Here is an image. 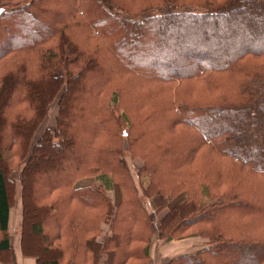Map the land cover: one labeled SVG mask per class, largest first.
<instances>
[{"label": "rangeland", "instance_id": "1", "mask_svg": "<svg viewBox=\"0 0 264 264\" xmlns=\"http://www.w3.org/2000/svg\"><path fill=\"white\" fill-rule=\"evenodd\" d=\"M28 1L30 4L35 3L27 8L25 13L28 15L22 18V14H19L13 18L14 13L10 14L9 11L20 9L24 5L23 2ZM230 1L109 0L111 9L99 0H0V95L6 92V84L4 82L2 85L1 77L8 71L15 73L19 67L20 72L25 70L31 77L27 78L29 83L44 81L49 76L58 79L54 91L42 101L41 111L32 98L29 100L27 87L19 89L22 83H19L20 86L13 90L10 96L8 95L5 108L1 111L0 135L3 139L0 144V160L8 169V187L12 196L7 233L10 241L8 261L36 263V258L25 255L21 250L20 173L30 163L34 148L44 131H55L57 141L63 143L65 148L52 149L41 154L40 160L44 163L50 156L56 157V161L50 163V166L45 164L46 167L41 170L46 171L44 174H40L42 172L35 174V191L37 189L38 193L43 192L45 186L50 183L65 178L70 163L74 164L72 169L83 163L86 157L82 155L95 150L94 140H99V144L105 145L107 140L113 142L108 136L116 134L115 136L118 135L120 138L119 154L123 159V165L116 163L113 167L108 162L114 171L111 167H105V170L102 167L93 173L90 170L85 171L84 168L79 171L72 170V189L104 196L106 205L99 201L100 206L86 207L74 197L70 198L69 204L54 202V207L63 214L70 213L67 209H73V213L81 214L82 219L90 213L103 216L100 234L97 235L101 242L111 230L117 229V225L112 223L116 222L114 220L117 213L123 211L124 207L120 205V200L124 202L125 198L134 195L140 198L147 212L149 231H146L147 237L142 243L147 247L149 261L163 263L172 261V264H177L175 261L178 257L181 261L195 255L200 259L198 264H252L250 261L261 255L262 262L258 263L264 264V207H261L264 205V175H259L250 170L249 166L242 165L239 162L241 157L225 155L223 151L228 150L225 136L213 135L212 138L205 136L195 127L179 120L196 118L195 114L188 113L190 105L194 108L201 107L200 110L204 111L220 107L222 103L229 104L228 106L238 105L245 97L240 90L243 80L246 81L243 78L250 76L244 73L238 76L230 73L215 74L216 71L203 72L200 68L194 75L188 74L185 78L175 79L170 74L186 60L183 57L174 58L172 52L174 48L171 50L162 45L165 41L162 43L156 40L157 31L152 29L159 26L161 19H150L153 15L161 14L167 4L175 7L176 12L189 9L203 13L207 12L205 9L210 6H221ZM255 1L236 0V9L245 10L258 23L257 28L249 29V35L240 32L243 39L254 44L259 39H264V0ZM232 12L234 10L226 13L231 15ZM224 14L218 13L213 18L217 26L213 24L215 22L210 21L211 19L200 26L181 25L182 18L178 17L172 30L165 34V39L179 44L187 37L185 45L194 46L196 50H200V47L206 51L208 47L214 48L209 54L210 57L216 54L225 57L230 53L231 45L220 44L222 37L227 34L226 32H233L234 35L238 33L232 23L233 19L219 18ZM238 35L234 39H237ZM210 39H213L212 42ZM34 41H37L36 44L40 48L38 51L31 50ZM263 43L260 46H264ZM157 46L161 47L159 52L155 51ZM152 50L154 51L151 52ZM46 52L56 53L58 56L61 54L65 61H62L61 57L47 61ZM89 53L96 55L97 64H92L89 69L82 72L80 66L85 60L82 55ZM258 53L260 54L244 55L245 57L237 59L236 68L246 66L248 73L256 72L264 76V49ZM196 54L194 49L190 48V52L185 53L184 57L187 59ZM200 56L204 57L202 53ZM20 65H24L25 68ZM88 70L91 71L87 74ZM154 71L158 73L155 74ZM70 74H77L74 77L77 79L83 76L79 87L86 93L89 87L93 89L90 94L83 96L86 97L84 102L80 94H74L75 101L74 103L71 101L74 109L84 111L86 121L79 124L90 122L79 134V137L85 134L82 137V144L79 140L70 142L68 135H65L66 122L63 118L58 120L59 110L66 104V99H62L63 93L69 97L73 88L68 80ZM41 87L43 86H38L37 89ZM31 120H34L33 124L29 123ZM208 120L215 123L217 118L210 115ZM18 123L25 124L23 131L18 129ZM102 124L106 125L104 129L99 128ZM30 125V129L26 131ZM70 127L67 134L74 132V126ZM95 131L97 133L90 137L91 132ZM170 132L174 137L170 136ZM87 139H90V142L85 145ZM70 145L72 147L68 149ZM163 156H169L170 163L180 162L186 166L177 171L168 170L167 166L166 168L162 166L163 161H166ZM90 159L95 161L100 158L94 154ZM100 160L106 161L107 158L102 156ZM167 164L169 160L165 163ZM150 173L153 179H150ZM115 178L119 182L116 187ZM104 180H111L112 187H106ZM181 182L184 185H180ZM60 183L62 181L57 182ZM152 188L160 190V193L168 198L185 193L188 197V199L185 197L187 202L195 201V207L201 204L202 213L206 212L208 218L213 216L219 219L217 224L220 220L222 222L220 221L218 228L214 223H193L183 232L172 233L166 228L160 231L162 219L168 210L155 208L154 213L150 208H154L148 203L156 192L152 191ZM58 193L62 194L63 199L67 195H72L70 186L64 191L56 190L57 196ZM219 201H227L228 206L233 208L226 210L222 215L221 211L214 210ZM235 205H244L252 209L249 208L248 211L242 207L237 209L234 208ZM170 226L169 224L167 228ZM125 228L128 232V226ZM29 237L33 243V250L38 251L40 247L37 245L38 237L31 235ZM246 237L252 238L253 241L244 244L240 249L241 253H238L242 256H238L236 260L230 253L236 248L228 246V242L234 241V244H239L246 240ZM142 243L140 247L143 249ZM90 247L94 252L93 258L96 257L99 264L106 261L110 253L115 261L124 259L122 252L110 241L108 247L101 249L100 252L94 243H90ZM221 248L224 250L220 251Z\"/></svg>", "mask_w": 264, "mask_h": 264}, {"label": "trees", "instance_id": "2", "mask_svg": "<svg viewBox=\"0 0 264 264\" xmlns=\"http://www.w3.org/2000/svg\"><path fill=\"white\" fill-rule=\"evenodd\" d=\"M103 1L107 4V7H110L109 0H99ZM238 1V0H237ZM255 1V0H254ZM28 2H23L24 5L21 6L20 9L14 10V12H10V14L14 13V17H17L19 14H22V18L28 15L27 8L30 7ZM256 2V1H255ZM258 3V2H257ZM236 0H231L228 4L221 5V6H210V8L205 9L207 12H195L189 9H183L184 11L176 12L174 11L175 7L171 4H167L165 10L159 15L151 16V20H155L160 18L159 26L153 28L152 30L157 31L156 40L159 42L165 41V47L169 48L173 52V57L178 58H185V62L181 64L179 68L173 69L172 75L175 79L179 80L181 78H185L186 75L192 74L199 69H203V72L206 71H216L215 74H225L230 73L234 76H238L241 73L245 75H249L244 77L246 81L243 80L242 85L240 86L241 93L243 96V100L238 105L228 106L229 104L219 105L220 107H213L207 109L208 111L200 110L201 107H193L192 105L188 106L189 114H195L196 118L192 120H185L179 119L180 122L185 123L189 126L195 127L199 132H202L203 135L208 137H214L213 135H223L225 136V141L228 146V150H224V154L230 157H241L239 162L244 166H249L250 170H253L259 175H264V76L261 73H248L246 66H238L236 68L237 59L243 58L250 54L259 55V51L263 50L264 46H260L264 39H259L256 41L257 43H249L245 39H243L240 35V32L243 35H249V29H255L258 27V23L256 19H252V16H249L248 13L242 9H236ZM14 7H12L13 9ZM112 9V7H110ZM231 15L227 13L233 11ZM264 10V8H263ZM225 13L224 16L219 17L220 19H225L224 17H228L233 19L232 23L237 28L238 39H234L237 35H234L233 32H226L227 34L222 37L220 44L222 45H231V51L229 54H226L225 57H221L219 54H216L214 57H210L209 54L212 52L214 48H205L200 47V50H196L194 46H187L186 40L187 37L181 43H175L173 41H167L165 39V34L168 30H172V26H174L175 21L178 17H181L182 24H192L193 26L201 25L203 22L213 21V18L218 13ZM227 12V13H226ZM242 12V13H241ZM244 12V13H243ZM21 16V15H20ZM264 17V11H263ZM184 19V20H183ZM17 20V19H14ZM216 26L218 24L213 23ZM179 25V24H178ZM260 27V26H259ZM204 28V27H203ZM208 28V27H206ZM264 29V27H263ZM21 31V29H20ZM141 34V33H140ZM138 34V36L140 35ZM106 35V34H104ZM106 37H108L106 35ZM141 37V36H139ZM242 41H244L243 43ZM141 39L139 38V41ZM212 42L213 39H210ZM38 41V40H37ZM37 41L33 42V46L31 50L38 51L40 48L36 44ZM198 42V41H196ZM194 44L197 45V43ZM209 42V41H208ZM230 42V43H229ZM199 43V42H198ZM240 43V46L238 44ZM264 44V43H263ZM35 45V46H34ZM193 45V44H192ZM163 46V47H164ZM198 46V45H197ZM201 46V45H200ZM238 46V47H236ZM258 46V47H257ZM155 48V47H154ZM156 52L161 50V47L157 46ZM190 48L194 49V52L197 53L196 55H192L191 57H184V54L190 52ZM236 48V49H235ZM60 50V48H59ZM137 50V49H136ZM152 50L151 52H153ZM197 51V52H196ZM60 52V51H59ZM47 53V61L54 60L58 57H61V60L65 61L64 56L61 54L58 56L56 53ZM200 53L204 55L202 58ZM82 54V53H81ZM245 55V56H244ZM94 53H89L82 55V58H85L84 62L80 66V70L83 72L91 67L92 64H97V58L95 57ZM90 65V66H89ZM22 68H25L24 65H20ZM53 66V65H51ZM89 66V67H88ZM88 67V68H86ZM247 68V69H246ZM20 67L16 69L17 71L14 73L13 71H8L5 75L1 77V83L5 82L6 89L5 93L0 95V118H1V111L5 108V101L8 95L12 94L13 90L17 89L20 86L19 83H22V86L19 89H23V87H27L28 98L31 101V98L34 100V103L38 106L39 110L41 111L42 101L45 97H47L50 92H53L58 82L57 77H48V79H44V81H37L35 83L27 82V78H31L27 75L25 70L20 72ZM160 70V68H157ZM236 70V71H235ZM91 70L86 71L87 74ZM155 74L158 72L154 71ZM214 73V72H213ZM67 74V72H66ZM102 74V73H100ZM99 74V75H100ZM251 74V75H250ZM21 75L20 77H18ZM45 74L43 73L42 76ZM48 76V74H46ZM77 74H70L69 82H71V86H73L72 90L69 93V97H67L66 93H63L62 99H66V104L59 110L58 113V120L62 118L66 122V134L70 142L79 140L80 144H82L83 139L82 135L79 137L80 132L85 130L87 125L90 124H79L84 123L86 121L85 116L83 115L84 111H80V109H74V101L73 96L74 94H80L82 98V102L85 101L83 96H87L90 94L93 89L91 87L88 88L89 91H84L79 87L82 77L79 79L74 78ZM62 77V76H61ZM33 78V77H32ZM79 80V81H78ZM242 81V79H240ZM27 82V84H26ZM38 86H43L40 89H37ZM261 88V89H260ZM257 90V91H256ZM19 91V90H18ZM67 90H65L66 92ZM248 91V92H247ZM258 92V93H257ZM9 95V96H10ZM43 98V99H42ZM9 101V100H8ZM7 101V102H8ZM73 101V103H71ZM77 108V107H76ZM63 109V110H62ZM64 114V116H63ZM96 116L97 113H95ZM216 116L217 120L215 123L210 118ZM34 120H31L29 123L33 124ZM191 121V124H189ZM24 122V121H20ZM39 122V121H38ZM28 123V124H29ZM74 126V132L71 134H67V130L71 128L70 126ZM79 124V125H77ZM18 129L23 131L25 124L18 123ZM17 125L15 126L17 128ZM27 125V124H26ZM106 125H100V129H104ZM175 126V125H174ZM31 125L26 128V131L30 129ZM36 128V127H35ZM0 130L2 131V125L0 120ZM25 131V132H26ZM45 133L42 134V137L38 139V145L34 148V155L30 158V163L26 165L20 173V186H21V207H22V217H21V231H20V244L22 253L27 256H31L36 258V264H87L91 262V264H99L98 259L96 257L93 258L94 252L90 247V243H94L97 245V251L100 252L101 249L108 247V241L113 243L114 247L118 249V251L122 252L123 260L115 261L113 255L110 253L107 256L106 261H101L102 264H147L149 259L147 256V247L143 245V241L146 239V231H149V221L147 220V212L145 207L140 201L139 197H135L132 195L130 198H125L124 202L120 200V205L123 206V211H120L116 215L115 223L113 225H117V231L115 229L111 230L110 234L102 240L97 239V235L100 234V225L102 224L104 217L101 215H94L92 213L86 214L84 219H82V215H76L73 213V209H67L68 214H63V212L57 210L54 207V202L59 201L60 203H68L70 198L74 197L82 202L86 207H96L100 206V202L102 201L104 205H106L107 201L105 200L104 196L100 197L97 194L91 195L88 192L81 193L83 190H74L72 189V170L79 171L80 169L84 168L85 171H91V173L97 171L98 169L102 168L105 170V167H111L113 169L117 164L123 165V159L120 157V144L118 135L108 136L109 139H112L110 142L107 140L105 145H101L98 143L99 140H94V152L82 155L86 157L83 163L77 165L76 168L72 169V164L67 167L68 174L60 181H56V183L48 182L49 185L45 186L43 192L35 191L36 186V177L35 174L42 172L40 174H44V169L47 166L56 161V157L50 156V158L46 161V163L40 160V156L43 152H50L52 149H60L63 148V143H59L57 141V133L55 131H44ZM97 133L91 132V136ZM1 134V133H0ZM170 136L174 137V135ZM2 135H0V144L2 143ZM40 139H42L40 141ZM90 142V139L85 141V145ZM72 147L70 145L68 149ZM65 148V147H64ZM196 152V150H195ZM52 154V153H51ZM96 155L100 159L102 156H106L107 162L102 161L100 159H95V161H91V155ZM173 154V158H174ZM166 161H163L164 168L168 170L177 171L182 168L185 164L180 162H173L170 163L169 156H163ZM1 159V157H0ZM169 160V164L165 165V163ZM110 162L113 167L111 166ZM29 165H31L29 167ZM51 165V164H50ZM49 165V166H50ZM56 165V164H55ZM186 166V165H185ZM256 166V167H255ZM40 169V170H39ZM7 170L2 164L0 160V263H9L7 254L10 251V241L8 238V227H9V217H10V209L12 207V196L11 191L8 187L9 177L7 176ZM39 170V171H38ZM150 179H153V175L150 173ZM114 182L115 187L119 182ZM48 181V179H47ZM57 184V182H61ZM112 181L104 180V184L106 187H112ZM52 184V185H51ZM180 185H184L183 182ZM70 186L71 196H66L64 199L62 198V194L59 196L56 195V190L64 191L68 189ZM161 186V185H160ZM152 191L155 192V196L151 198L149 201L151 206L150 207L154 213H156V209L166 208L168 211L162 219L160 231L164 228L170 229L172 233L175 232H183L191 227L193 223H211L217 225L219 227L220 221H218L213 216L208 218L206 212L201 211V204L198 207H195V201L187 202L186 198L188 199L187 195L184 193L182 195H173L171 198L165 197L160 193V190L156 188H152ZM79 194V195H78ZM186 197V198H185ZM67 200V201H66ZM95 201V204L93 202ZM92 203V205H91ZM66 204V208L67 205ZM82 204V205H83ZM71 205V204H70ZM83 205V206H84ZM240 206V207H239ZM245 208L247 211L250 207L244 205H235L234 208ZM264 207V205H261ZM83 208V207H82ZM233 208V207H232ZM228 206L227 201H219L216 210L217 212L221 211L222 215L226 213V210L232 209ZM64 209V208H63ZM252 209V208H250ZM87 211H92L91 209H86ZM81 215V216H80ZM210 215V214H209ZM259 215V214H258ZM245 217V215H242ZM129 218L131 220H129ZM263 219V218H261ZM264 220V219H263ZM222 222V221H221ZM169 224L171 225L170 228ZM125 226H128V232L125 230ZM141 229V230H140ZM220 231V229H219ZM29 232V234H28ZM38 237L37 245H40L38 251L33 250L32 246L33 243L30 240V237ZM230 238L234 236H229ZM235 238V237H234ZM246 240L243 242H239V244H234V241L228 242V246H234L236 249L230 251L232 257H236L237 260L238 256H242L241 250L244 244H249V241L252 238L246 237ZM142 243L143 249L140 247ZM234 244V245H233ZM36 245V246H37ZM229 247V248H230ZM228 248V249H229ZM224 250L221 248L220 251ZM82 251V253H81ZM90 259V260H88ZM180 257L177 258L175 261L177 264H198L200 259L196 258V256H189V258H184L183 260L179 261ZM263 259V256L258 255L256 258L252 259L250 263L252 264H259L258 262ZM174 262V261H173ZM262 262V261H261ZM260 262V263H261ZM172 264V261L171 263Z\"/></svg>", "mask_w": 264, "mask_h": 264}, {"label": "crops", "instance_id": "3", "mask_svg": "<svg viewBox=\"0 0 264 264\" xmlns=\"http://www.w3.org/2000/svg\"><path fill=\"white\" fill-rule=\"evenodd\" d=\"M168 256V255H167ZM22 262L23 261H11L9 264H22ZM169 263L171 262V261H168ZM163 263V262H161V261H147V264H169V263ZM1 264V263H0ZM25 264H36L35 263V261H26V263Z\"/></svg>", "mask_w": 264, "mask_h": 264}]
</instances>
